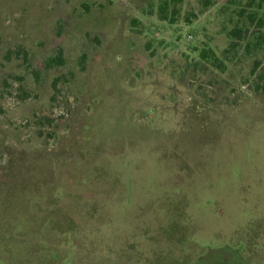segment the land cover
I'll use <instances>...</instances> for the list:
<instances>
[{
	"label": "rangeland",
	"instance_id": "obj_1",
	"mask_svg": "<svg viewBox=\"0 0 264 264\" xmlns=\"http://www.w3.org/2000/svg\"><path fill=\"white\" fill-rule=\"evenodd\" d=\"M220 260L264 264V0H0V264Z\"/></svg>",
	"mask_w": 264,
	"mask_h": 264
},
{
	"label": "trees",
	"instance_id": "obj_2",
	"mask_svg": "<svg viewBox=\"0 0 264 264\" xmlns=\"http://www.w3.org/2000/svg\"><path fill=\"white\" fill-rule=\"evenodd\" d=\"M252 17H253V16H250L251 19H252ZM252 20H253V19H252ZM233 33H234L235 35H240V34H241V30H234ZM204 57H208V54L205 53V54H204ZM63 63H64L63 58H62L61 56H57V57H55V58H51V59H49V60L47 61V66H48V67H51V66H53V65H61V64H63Z\"/></svg>",
	"mask_w": 264,
	"mask_h": 264
},
{
	"label": "flooded vegetation",
	"instance_id": "obj_3",
	"mask_svg": "<svg viewBox=\"0 0 264 264\" xmlns=\"http://www.w3.org/2000/svg\"><path fill=\"white\" fill-rule=\"evenodd\" d=\"M221 261V260H220ZM219 261V262H220ZM222 262L224 263V264H229L228 262H226V261H221L220 263L222 264ZM210 264H214L213 262H211ZM216 264H218V263H216Z\"/></svg>",
	"mask_w": 264,
	"mask_h": 264
}]
</instances>
